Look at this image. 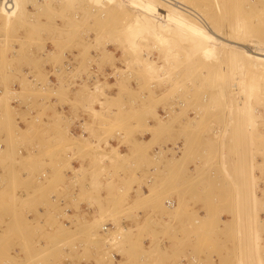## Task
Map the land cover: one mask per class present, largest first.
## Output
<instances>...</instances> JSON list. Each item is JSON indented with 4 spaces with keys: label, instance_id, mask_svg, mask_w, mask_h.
<instances>
[{
    "label": "rangeland",
    "instance_id": "374dc122",
    "mask_svg": "<svg viewBox=\"0 0 264 264\" xmlns=\"http://www.w3.org/2000/svg\"><path fill=\"white\" fill-rule=\"evenodd\" d=\"M13 2L20 5L9 8L0 0V219L10 212L22 217L8 227L11 232L23 229L12 235L20 240L23 258L12 253L16 245L5 246L0 231V264H116L113 252L122 254L118 264H257L258 258L264 264V98L254 99L260 117L251 152L247 146L251 136L234 129L238 120L233 102L203 81L226 64L187 33L164 25L143 7L115 0H71L70 5L58 0ZM248 4L264 9L261 1ZM242 12L252 15L251 6ZM225 13L222 17L228 21L237 15L233 10ZM263 16L250 17L256 29H263ZM108 33L150 44L159 64H163L159 52L166 50L159 39L170 37L169 46L177 49L176 70L166 64L161 81L145 75L123 52V42L102 41ZM157 44L162 46L158 50L153 48ZM262 67L235 65L229 71L264 89ZM87 73L93 83L81 79ZM110 74L118 76L114 80ZM15 93L19 105L13 103ZM180 102L185 103L183 108ZM77 121L83 122L86 137L71 131ZM120 145L134 156L128 159ZM251 161L260 201L261 247L259 255L249 248L245 256L248 231L238 230L236 223L253 214V207L245 208L242 201L247 189L254 188L247 168ZM74 162L80 163L82 175ZM189 165L194 166L196 179L181 194L173 189L158 191L162 174L173 187L178 179L192 176ZM139 170L141 178L136 175ZM89 174L90 188L79 201L93 208L92 218H86L76 202L75 217L63 207L51 224L28 219L31 212H38L40 188L24 199L19 196L22 187L67 182L70 177L84 188ZM102 174L111 176L106 188L113 208L103 206ZM142 185L149 189L145 203L154 210L139 218L137 211L143 208L125 210L123 202L133 193L143 197ZM167 200L172 206L166 205ZM124 218L130 221L127 231L121 224ZM108 221L116 227L104 232L102 226ZM3 226L0 220V229ZM47 227L52 229L46 236L37 232Z\"/></svg>",
    "mask_w": 264,
    "mask_h": 264
},
{
    "label": "bare ground",
    "instance_id": "6f19581e",
    "mask_svg": "<svg viewBox=\"0 0 264 264\" xmlns=\"http://www.w3.org/2000/svg\"><path fill=\"white\" fill-rule=\"evenodd\" d=\"M58 1L59 2L62 1L63 3L69 1L68 5L73 3L71 2V0H67V1L58 0ZM115 1L117 3H124L129 6L131 5L134 7H138V9H141L140 7H143L144 9H146L143 11H147L146 13H148V15H150L151 17L158 19L164 25H168L169 27H174V29L180 30L182 31V33H187V35H189V37H191L193 40L207 46L208 50L211 49L212 52L214 51L213 53H215L214 55L216 57V58L214 57V59L223 60V62L227 66L224 65L225 67L221 68V70L216 71L215 73L213 72L212 74H210L209 76L210 78L208 77L209 79L203 81L208 80V83H210L211 85L210 87L211 91H212V86L215 87L213 88L214 91H216V88H219L220 91L224 92V95L228 96L227 99L228 98L230 99V100L228 99V101L233 102L235 108L233 107L231 108L235 110L236 113L235 116H237L236 119L238 120L237 122H235L237 123L236 124L237 126L234 127V129L236 128L235 130H237V132L239 131V129L242 130L244 132L243 134L246 137L251 136V139L248 140L247 146L249 145L248 147L251 148V152H252L254 150V145L256 143L255 141L256 138L254 136L256 130V124L258 118L260 117L258 115L257 107L254 104V99H257L258 102H261V100H263L264 98V89L263 86L261 87L258 84V82H253L251 80H243L241 77L232 74L231 71H229V69L232 70L233 66L235 65H241V66L261 65L264 67V27L262 30L256 29V25L254 24L255 22L253 23V21L250 20V17L252 19V17L254 16L256 17L258 15H264V9L258 10V7L255 6L254 4L249 5L248 2L250 0H115ZM259 1L264 2V0H256V2ZM3 2L7 6H9V8L15 6L18 7V5H20V3L15 4L13 0H3ZM230 3H233L232 9ZM249 6H251L252 8V15L246 16L243 14L242 9ZM227 10H231V11L233 10L237 12L236 17L231 21L225 20V16L222 17L223 13H225V11ZM75 24L76 22H73V25ZM67 35L68 37H72V35H75V33L73 32L71 36L69 34ZM103 38L104 40L102 41L106 40L107 42H114L117 40L118 42L119 40L121 44L123 42L124 45V48L122 47L124 50L123 52L129 53V55H131V60L136 64H138L139 67L143 69L145 75H148L151 78H156L157 80L161 81L164 78L162 75L163 72L161 73V71L164 70L166 64H170L174 66L173 68L175 70L177 68V65H175L176 61L173 60V58L177 56V52H176L177 49L176 48L174 49V47L169 46L170 37L161 36V38L159 39L160 43H164L166 45V50H164L163 53L159 52L160 53L159 57L163 60V64H159L157 62V59L155 57H152L151 52L149 50V48H151L150 44L148 43L142 44V42L135 39V37L122 36L117 33H108ZM213 44L216 46H213ZM157 45L153 46V48H155L156 50L162 47L161 45H158L159 47ZM87 46L89 47V45ZM106 50H108V48ZM262 70H264V68ZM113 76L114 78H112ZM116 76L118 75L110 74L109 78L115 80ZM81 79L85 82L93 83L92 75L89 73L83 74ZM81 79H79V82ZM201 81L202 79L200 80V83L204 85V82ZM174 82L175 84L174 83L172 84L175 87L177 86L178 82L177 81ZM35 83L39 88L46 90L45 87L39 86L41 83L36 82V79H35ZM51 83L53 84L52 81ZM207 85L210 86L209 84ZM220 91L218 92L216 91V92L218 94H221L219 93ZM167 94L169 95V92ZM14 95L20 100L18 94L15 93ZM214 98L216 99V97ZM214 98H212V100ZM217 99L218 100L220 99L219 96H217ZM182 104L183 102L182 103L180 102L181 108H183L185 103L183 106ZM171 111L177 113L175 107H172ZM263 114L264 113H262V115ZM166 119H168V117ZM234 133H236V131ZM258 137H262V135L259 134ZM249 165L250 168L249 166L247 167L248 171L250 169L249 178L253 182L254 188L252 190L247 189L246 192L247 195L242 201L245 208L251 206L253 207V214H250L251 212H249L247 214L246 221H244L242 217V222L239 224V220L241 219L240 218L237 221L238 223L236 224H238L237 227L238 230L241 229L244 232L248 231L247 234L248 239L246 238L247 239L246 240L244 238L245 239L244 241H247V245H246L247 247L245 246L244 243V247H245V251H243L245 252L244 255L249 252V248L255 251L257 255H259V251L261 247L260 245L261 236L259 230H260V223L262 222L260 217L261 215H259L260 213L258 210L260 206V201L254 182L255 180L254 163L251 161L249 162ZM243 170L244 171L247 170L246 164ZM45 176L46 174L43 173L42 177ZM40 179L44 180V178H40ZM166 204L168 206H172L171 201H167ZM239 207H241V205ZM68 211L69 208H66L65 213H67ZM113 226H114L113 224L106 223L102 226V230L104 232H108V230L112 229ZM239 234L240 233L238 232V235ZM238 249L240 248L238 247ZM240 253H241V249L239 254ZM111 256L113 259H116L118 254L117 252H113ZM240 256L242 257V255ZM241 257L239 258L240 261L243 259V258L241 259ZM239 263L243 264L242 262ZM257 264H263L260 258L257 259Z\"/></svg>",
    "mask_w": 264,
    "mask_h": 264
},
{
    "label": "crops",
    "instance_id": "0c3cea01",
    "mask_svg": "<svg viewBox=\"0 0 264 264\" xmlns=\"http://www.w3.org/2000/svg\"><path fill=\"white\" fill-rule=\"evenodd\" d=\"M83 129H84V126H83ZM80 135L85 136L84 134H80ZM146 141H148V140H146ZM116 142H117L116 140H112L111 143L113 145L114 143L116 144ZM120 147L123 148V151H125L124 153H127L128 159H131L134 156V153H132V152L128 154V151L124 145H120ZM120 153H122V152L120 151ZM73 165H74V167H76V168L79 167L81 169V165L79 162H74ZM150 170L153 171V168H151ZM187 170L192 172V176L178 179L176 184H174L173 187H170L167 185L166 182L168 180V177H165L164 174H162L163 177L161 180H159V183H158V185H159L158 191H160V189L164 188L162 193H167L169 190L173 189L175 194H181V192L184 191L185 188L189 187V185H191V183H193L196 179L195 178L196 177V171H195L194 166L189 165ZM184 171H185V169H184ZM82 173L83 172L81 169L80 175H82ZM112 173H113L112 170H110V172H108L109 175H111ZM102 175L103 176L101 178V181L103 184V188H102L103 190H102L101 195H102L103 206H104V208H107V207L111 208L112 207V205H110L111 204L110 203L111 198L109 197V192H107V188H106V186L111 182V176H109V178H106L104 176V174H102ZM136 175H137V177L141 178L142 177L141 176V170H139V172H137ZM86 179H87V181L85 182L86 184H84V188H82L80 182L75 181L74 179H72L70 177H67V180H68L67 182L63 181V182L57 183V184L56 183H51V184L46 183L45 185L44 184L40 185L39 183L36 182L33 185H26V186L22 187V191H20L19 196H21L24 199L26 198V193L32 194V192H34L36 189L40 188L39 189L40 191H38L39 201L36 205L38 207V208L36 207L38 209V212H31L28 219L35 220L38 224H41V225L51 224V223L55 222V220H56V217L58 214L57 210L59 208L61 209L63 207H69V211L67 212L68 215L71 217H75L76 212L73 209V206L76 204V202H80L79 201L80 200L79 199L80 194H84L83 193L84 190L89 189L90 185H91V182H90L91 181V175L90 174L86 177ZM88 180H90V181H88ZM137 187H138L137 184L133 185L134 191H136ZM141 188L143 191H145V195L143 197H142V195L137 196L133 193V194H130L131 196L129 198H127L126 201L123 202V204H124L123 206H124L125 210L128 208H130V209L131 208H143V210L140 209L137 211L139 213V216H140L139 218L149 216L154 210V208L151 206V204H149L150 202L145 203L146 200L148 199V195H149L148 194L149 193L148 187L146 185H142ZM48 191H49V197L47 196ZM191 193L192 194L194 193L193 189L191 190ZM167 201H171V200H167ZM188 202H190V201H188ZM20 204H23V203H20ZM79 206L83 211H85L84 213H85L86 218H92L93 217V214H92L94 212L93 208H87V205L84 201H81L79 203ZM96 209H98V208L95 207V211H96ZM127 211L125 213H127ZM125 213H124V215H127ZM0 220H3V222H4V226H3V228L0 229V231L2 232L1 236H5V237H3V241L6 244L5 246L11 247V246L16 245L15 250L12 253L20 254L21 258H23L22 247L20 244H17V243H19L20 240L19 239L14 240L12 238V235H14V234L19 235L21 233V230H23V229L17 228L11 232L10 227H8L9 223L17 224V223L21 222L22 217L19 214L15 215V214H12L10 212L9 214L2 216V218ZM107 223L113 224L114 226L112 229H115L116 226H115L113 221H108ZM121 224H122L123 229L125 231H127L129 226H130V221H128L127 219L124 218L122 220ZM132 227L134 228V224H132ZM50 229H52V228L47 227L46 230H42V231L38 230L37 232L38 233L41 232L40 233L41 236H43V235L46 236L49 233V231H51ZM132 235H133V233H131V238L133 239ZM127 245L128 244H126V246ZM145 246L147 248L149 246V243L147 240L145 241ZM171 248H173V250H174L173 245H171ZM148 250L149 249H147V251H145L147 253V255L149 254ZM157 252L158 251H156V253ZM117 254H118V256L115 259L116 264L121 263V260H123L122 254L119 252H117ZM150 254H152V252H150ZM127 262H128V260L125 263H127Z\"/></svg>",
    "mask_w": 264,
    "mask_h": 264
},
{
    "label": "built area",
    "instance_id": "2783aa9c",
    "mask_svg": "<svg viewBox=\"0 0 264 264\" xmlns=\"http://www.w3.org/2000/svg\"><path fill=\"white\" fill-rule=\"evenodd\" d=\"M50 77L53 78L54 81H56V79L52 75H50ZM99 78H100V76H99ZM112 78H114V76ZM34 82H35V80H34ZM39 86H41V85H39ZM13 103L16 104V105H19L21 103V100H19L18 98H15ZM17 119H18V123L19 124H23V121L20 118H17ZM71 131L73 133H75V134H84V135H86V132L83 129V123L81 121H78L74 126H72Z\"/></svg>",
    "mask_w": 264,
    "mask_h": 264
}]
</instances>
